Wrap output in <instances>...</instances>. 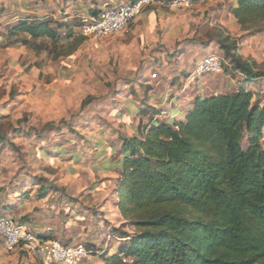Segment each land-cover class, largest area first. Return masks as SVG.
<instances>
[{
    "label": "rangeland",
    "instance_id": "374dc122",
    "mask_svg": "<svg viewBox=\"0 0 264 264\" xmlns=\"http://www.w3.org/2000/svg\"><path fill=\"white\" fill-rule=\"evenodd\" d=\"M105 1L0 0V204L10 202L15 215L58 206L61 223L81 215L64 239L43 232L89 249L90 259L79 264H103L102 253L127 243L121 233H132L113 208L119 176L112 163L119 160L120 139L139 136L148 124L149 117L139 113L150 107L161 111L155 119L166 121L198 94L234 93L225 87L232 74L219 34L264 72V32L240 31L228 15V0L177 9L159 0L122 32L82 40L80 16L108 7ZM23 20L49 21L59 39L23 46L26 35L8 36ZM208 53L224 59L222 71L194 78L195 65ZM248 89L264 106V81ZM24 195L29 197L22 201ZM55 215L49 214L59 223ZM20 250L7 251L0 243V264H44ZM12 253L18 263L5 260Z\"/></svg>",
    "mask_w": 264,
    "mask_h": 264
},
{
    "label": "trees",
    "instance_id": "16d2710c",
    "mask_svg": "<svg viewBox=\"0 0 264 264\" xmlns=\"http://www.w3.org/2000/svg\"><path fill=\"white\" fill-rule=\"evenodd\" d=\"M231 15L240 31L264 32V0H236ZM19 35L28 37L23 46L59 39L45 20L18 21L8 36ZM216 40L242 86L196 97L180 120L155 119L161 111L150 107L139 113L148 124L139 136L120 139L112 163L115 206L132 233L102 253L103 264H264V106L246 88L264 81V72L243 60L229 37Z\"/></svg>",
    "mask_w": 264,
    "mask_h": 264
},
{
    "label": "built area",
    "instance_id": "2783aa9c",
    "mask_svg": "<svg viewBox=\"0 0 264 264\" xmlns=\"http://www.w3.org/2000/svg\"><path fill=\"white\" fill-rule=\"evenodd\" d=\"M159 0H133L116 3L98 10L93 15L81 16L79 32L83 38L100 39L118 34L125 30L146 8ZM199 0H169L159 2L171 8L188 7ZM164 2V3H163ZM224 59L211 54L204 57L196 65L193 77L217 74L222 71ZM156 75H152L155 78ZM44 234L32 231L29 226L20 221L0 215V243L7 251L17 248L25 249L30 255L44 264H79L90 259L92 252L81 244L64 245L49 239Z\"/></svg>",
    "mask_w": 264,
    "mask_h": 264
},
{
    "label": "crops",
    "instance_id": "0c3cea01",
    "mask_svg": "<svg viewBox=\"0 0 264 264\" xmlns=\"http://www.w3.org/2000/svg\"><path fill=\"white\" fill-rule=\"evenodd\" d=\"M87 0H85V2H86ZM130 1H132V0H111V1H109V0H106L105 2H103V4L104 5H106V4H109L108 6H110V5H113V4H116V3H124V2H130ZM227 0H223V3H225ZM229 1V6H228V9H227V11H228V15L229 16H231L232 18H233V16L231 15V10L235 7V4H236V0H228ZM90 2V1H89ZM88 2V4H86V5H89L90 3ZM226 4V3H225ZM85 7V6H84ZM107 7V6H106ZM90 8V7H89ZM223 8H226L225 6H223ZM104 9V8H103ZM99 10H101V7H100V9ZM85 14H86V12H85ZM85 14H83L82 16H84ZM81 17V16H80ZM234 19V18H233ZM235 21V20H234ZM236 22V21H235ZM208 55H211L210 53H208L206 56H208ZM193 61L191 62V64L193 65ZM191 65V66H192ZM178 76H180V74H178ZM182 76H185V73H182ZM238 76H241L240 74H237V73H233L232 74V77L231 76H227V84L225 85V87H227V90L228 91H230V89H238L239 88V86H242V83H240L242 80H243V78H242V80H239L238 79ZM242 77V76H241ZM179 79L181 78V77H178ZM178 79V80H179ZM185 79V78H184ZM183 79V80H184ZM248 86H252V85H247L246 86V88H248ZM198 90L201 92L202 90H201V88L199 87L198 88ZM236 91V90H235ZM234 91V92H235ZM229 94H232V93H229ZM228 94V95H229ZM212 95H223L222 93H218V92H216V91H213V94ZM212 95H210V96H212ZM202 97V98H206V97H210V96H205V95H197L196 97ZM184 96H180V98H183ZM195 97V98H196ZM194 99V98H193ZM171 100V99H170ZM179 100L177 99V100H175V102L173 103L174 105H176L177 104V102H178ZM177 106V105H176ZM191 107H192V104L190 105H188L187 107L185 106V108H183V110H174V111H172V113H173V115L170 117V118H172V119H175V120H180L181 119V116H182V114L183 113H185V112H187L188 110H190L191 109ZM185 110V111H184ZM177 116V117H176ZM97 150V149H96ZM118 176V175H117ZM118 180H119V178H118ZM116 186L118 187V181H117V184H116ZM117 187H116V189L115 190H117ZM115 195H116V191H115ZM38 197V201H41V199H43V197L41 198V196H43V191H42V193H40V194H38L37 195ZM28 197H29V195H24V197H23V199H22V201H25L26 199H28ZM40 197V198H39ZM118 201V199H117V195H116V201L115 202H113V208H114V210L119 214V212H118V210H117V208H116V206H115V204H116V202ZM11 203L10 202H8V203H3V204H0V215H3V216H6V217H8V218H11V219H13V220H16V221H20V220H22V219H25V223L26 224H29V226L31 227V228H34V227H37V229H35L36 230V233H39V234H43V232H49V234L51 235V237H53V238H56L57 239V237L58 238H61V239H64V237H65V235H68V234H70V233H72L69 229L71 228V227H74L73 226V224L75 223L74 221H77L78 220V218H76V216H81V215H74V217H66L65 218V221H68V222H65V223H61L60 222V219L58 218V213H55V212H57L58 210H59V208H58V206H56V208L54 207V208H46V209H42V207L40 208V207H38L37 209H35V208H33V211H30V213L29 212H26V211H17V214L15 215L13 212V210H11V205H10ZM43 203H40V205H42ZM10 206V207H9ZM36 206V205H35ZM66 210V209H65ZM32 212V213H31ZM52 212H54V214H57V215H55L56 217H57V219H59V223H57V221L54 219V218H52L51 216H49V214H52ZM48 214V215H47ZM40 216H42V217H44V218H48L49 219V221L48 220H44L43 221V218H40ZM120 216V215H119ZM120 218H121V216H120ZM68 219H72V221H70V220H68ZM122 219V218H121ZM69 221H70V223H69ZM81 222H82V219L80 220ZM123 221V220H122ZM125 222L123 221V224H124ZM80 236V235H79ZM68 238H70V237H68ZM64 241V240H63ZM65 241L68 243V241H69V239H65ZM62 243V242H61ZM67 243H63L64 245H68V246H72V245H70V244H67ZM74 245H77V244H74ZM19 249H21V248H19ZM15 250V249H14ZM22 251H24V252H26L28 255H29V258H32L33 256L32 255H30L27 251H25L24 249H21ZM20 250V251H21ZM112 252H110V254H111ZM5 260L7 261V262H9V261H12V260H14L16 263H18V260H19V255L17 254V253H12V255H11V257L9 256L8 258H6L5 257ZM6 262V263H7Z\"/></svg>",
    "mask_w": 264,
    "mask_h": 264
}]
</instances>
